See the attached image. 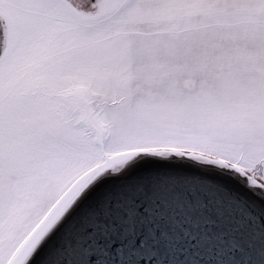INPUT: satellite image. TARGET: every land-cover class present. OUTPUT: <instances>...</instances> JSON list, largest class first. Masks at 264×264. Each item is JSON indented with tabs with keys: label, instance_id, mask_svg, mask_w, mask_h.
Masks as SVG:
<instances>
[{
	"label": "snow or ice",
	"instance_id": "snow-or-ice-1",
	"mask_svg": "<svg viewBox=\"0 0 264 264\" xmlns=\"http://www.w3.org/2000/svg\"><path fill=\"white\" fill-rule=\"evenodd\" d=\"M0 264H264V0H0Z\"/></svg>",
	"mask_w": 264,
	"mask_h": 264
}]
</instances>
